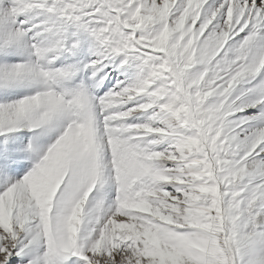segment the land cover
Masks as SVG:
<instances>
[{
  "label": "snow or ice",
  "instance_id": "6c2138e0",
  "mask_svg": "<svg viewBox=\"0 0 264 264\" xmlns=\"http://www.w3.org/2000/svg\"><path fill=\"white\" fill-rule=\"evenodd\" d=\"M0 264H264V0H0Z\"/></svg>",
  "mask_w": 264,
  "mask_h": 264
}]
</instances>
